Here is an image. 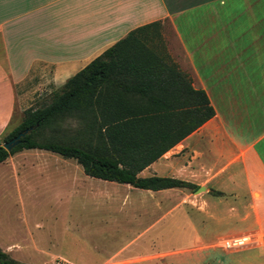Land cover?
<instances>
[{"label": "crops", "instance_id": "obj_1", "mask_svg": "<svg viewBox=\"0 0 264 264\" xmlns=\"http://www.w3.org/2000/svg\"><path fill=\"white\" fill-rule=\"evenodd\" d=\"M154 21L161 22L168 58L205 93L213 115L136 176L192 187L138 188L88 176L74 158L22 149L0 162L16 184L72 186L60 193L69 208L74 198L87 197L103 220L82 238L64 240L55 230L40 232L29 250L0 245L11 259L264 264V0H0V133L14 113L58 89L128 31ZM118 219L141 229L120 236ZM163 219L166 250H158L157 233L137 241ZM226 240L234 246L224 248Z\"/></svg>", "mask_w": 264, "mask_h": 264}, {"label": "trees", "instance_id": "obj_2", "mask_svg": "<svg viewBox=\"0 0 264 264\" xmlns=\"http://www.w3.org/2000/svg\"><path fill=\"white\" fill-rule=\"evenodd\" d=\"M213 115L205 93L170 61L154 21L128 31L45 99L21 112L0 142V162L21 149L74 158L84 174L138 188L192 187L136 173ZM81 130L65 134L67 119ZM31 127L10 150L2 143ZM81 136H79V135ZM0 264H26L0 250Z\"/></svg>", "mask_w": 264, "mask_h": 264}, {"label": "rangeland", "instance_id": "obj_3", "mask_svg": "<svg viewBox=\"0 0 264 264\" xmlns=\"http://www.w3.org/2000/svg\"><path fill=\"white\" fill-rule=\"evenodd\" d=\"M167 35L170 37L169 31ZM162 42L164 44L163 36ZM47 96L44 97L43 100L45 99V101H47ZM20 119L21 113H14L9 124L4 131L0 133V142L2 137L15 126ZM81 126L82 123L78 119L72 118L67 119V121L61 125V129L64 130L65 134L72 135L73 133L76 134L78 130H81ZM46 154L58 157V155L50 152H46ZM48 182L49 183L46 182V185H41L36 181L27 186H24V184L20 182L16 184L13 176L7 174L6 164L3 166L2 163H0V245L5 246L7 242H15L19 246H23L25 249L29 250L31 248V241L37 240L36 238L39 236L40 232H48V234H50L55 232V230H57L59 236L60 231H62L64 240H68L71 236H80V238H82L80 233L86 234L94 230L95 227L99 225L97 222L103 220L101 219L103 213H97L92 207L90 208V205L87 203V197L74 198L73 200H76V202L73 204H75L76 207L73 209L69 208V201L67 202L69 198L62 197L60 193L61 191L74 190L75 188L72 186L68 187L67 185H62L59 188L57 180H50ZM87 187V185H85L84 188L80 187L79 192L84 191ZM111 214L120 216L123 213L115 210ZM105 215L106 214H104V216ZM165 224L166 220L163 219L138 235L136 237V239H138L137 241L146 242L148 238L154 237L157 233L159 234L158 250H166L168 245H166ZM114 227L119 230V234L128 232L127 236H125L127 238L134 236L135 233L141 229V227L136 226V224L129 226V224L121 219H118L114 223ZM75 231L77 235H75ZM120 236H124V234ZM56 247L58 249H64V246L59 245Z\"/></svg>", "mask_w": 264, "mask_h": 264}, {"label": "water", "instance_id": "obj_4", "mask_svg": "<svg viewBox=\"0 0 264 264\" xmlns=\"http://www.w3.org/2000/svg\"><path fill=\"white\" fill-rule=\"evenodd\" d=\"M32 130L31 127H27L23 129L22 131L18 132L14 137L10 138L9 140L2 143V147L5 150H10L12 147L17 145L20 142V139L27 133H29Z\"/></svg>", "mask_w": 264, "mask_h": 264}, {"label": "built area", "instance_id": "obj_5", "mask_svg": "<svg viewBox=\"0 0 264 264\" xmlns=\"http://www.w3.org/2000/svg\"><path fill=\"white\" fill-rule=\"evenodd\" d=\"M241 242H244V241L240 240L237 243H241ZM232 246H234V242H231L230 240H226V241L223 242V247L224 248H230Z\"/></svg>", "mask_w": 264, "mask_h": 264}]
</instances>
